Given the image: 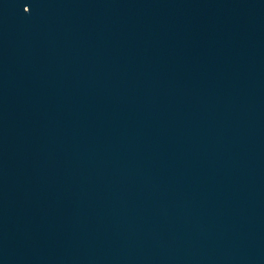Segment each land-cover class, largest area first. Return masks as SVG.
Here are the masks:
<instances>
[{
	"label": "water",
	"instance_id": "1",
	"mask_svg": "<svg viewBox=\"0 0 264 264\" xmlns=\"http://www.w3.org/2000/svg\"><path fill=\"white\" fill-rule=\"evenodd\" d=\"M0 264H264V0H0Z\"/></svg>",
	"mask_w": 264,
	"mask_h": 264
}]
</instances>
